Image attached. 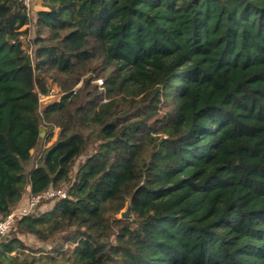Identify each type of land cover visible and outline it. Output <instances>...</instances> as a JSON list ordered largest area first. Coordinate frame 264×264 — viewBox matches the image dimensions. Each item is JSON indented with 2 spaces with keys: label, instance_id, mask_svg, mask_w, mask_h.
<instances>
[{
  "label": "trees",
  "instance_id": "obj_1",
  "mask_svg": "<svg viewBox=\"0 0 264 264\" xmlns=\"http://www.w3.org/2000/svg\"><path fill=\"white\" fill-rule=\"evenodd\" d=\"M66 185L0 264H264V0H0V221Z\"/></svg>",
  "mask_w": 264,
  "mask_h": 264
},
{
  "label": "built area",
  "instance_id": "obj_2",
  "mask_svg": "<svg viewBox=\"0 0 264 264\" xmlns=\"http://www.w3.org/2000/svg\"><path fill=\"white\" fill-rule=\"evenodd\" d=\"M20 1L29 9L30 0ZM68 190L67 187L60 189L51 188L39 195H34L32 193L25 194L17 209L0 221V239L6 237V235L13 229L18 219L34 213L42 203L48 201L54 202L67 198L69 195Z\"/></svg>",
  "mask_w": 264,
  "mask_h": 264
},
{
  "label": "rangeland",
  "instance_id": "obj_3",
  "mask_svg": "<svg viewBox=\"0 0 264 264\" xmlns=\"http://www.w3.org/2000/svg\"><path fill=\"white\" fill-rule=\"evenodd\" d=\"M30 4H29V13H30V16L33 18V20L36 18V12L38 10H41L42 9V2L43 0H30ZM25 29V28H24ZM31 29V33H30V40L33 39L34 37V30H32V26L30 27ZM29 52H32L31 49H29ZM61 96V93H60V89L55 86V85H51V94L47 97H42L41 99V104L42 106L52 102V101H55V100H58ZM43 126V125H42ZM44 127V126H43ZM46 134L50 132L49 128H46ZM42 149H39L37 152L34 153V160L36 161L37 157L40 155V152H41ZM84 159H80V162H82ZM77 170V168H76ZM66 187L69 189V185H66ZM26 194V193H25ZM56 202H51V203H42L36 210L39 212V213H45L47 211H50L54 204ZM126 210H124L123 212H125ZM122 212V213H123ZM119 218H121V214L119 215ZM12 233V232H11ZM11 233H8L6 235V237L8 235H12ZM22 238V241H24V243L29 246V247H32V246H36V247H44L45 249H48L46 251H49V248H50V245H45L41 242H38L35 238H33L32 236H23L21 237ZM73 248V246L71 245L70 247L69 246H66V249H67V252L68 251H71V249ZM27 253H29V250L27 251ZM39 255L40 254H36L34 255V259L32 260L31 259V263L32 264H41V261H39ZM44 257L48 255V252L42 254ZM23 257V256H22Z\"/></svg>",
  "mask_w": 264,
  "mask_h": 264
},
{
  "label": "water",
  "instance_id": "obj_4",
  "mask_svg": "<svg viewBox=\"0 0 264 264\" xmlns=\"http://www.w3.org/2000/svg\"><path fill=\"white\" fill-rule=\"evenodd\" d=\"M45 136H46V129L43 126H41L40 127V138L43 140ZM127 217H129V209L121 213V218H127Z\"/></svg>",
  "mask_w": 264,
  "mask_h": 264
},
{
  "label": "crops",
  "instance_id": "obj_5",
  "mask_svg": "<svg viewBox=\"0 0 264 264\" xmlns=\"http://www.w3.org/2000/svg\"><path fill=\"white\" fill-rule=\"evenodd\" d=\"M28 193H31V189L30 188H28L27 191H26V194H28Z\"/></svg>",
  "mask_w": 264,
  "mask_h": 264
}]
</instances>
